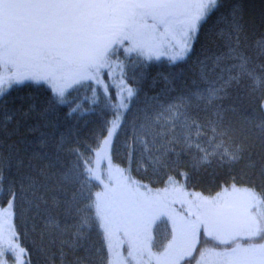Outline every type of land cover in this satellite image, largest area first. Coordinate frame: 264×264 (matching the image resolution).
I'll use <instances>...</instances> for the list:
<instances>
[{"label": "snow or ice", "instance_id": "obj_1", "mask_svg": "<svg viewBox=\"0 0 264 264\" xmlns=\"http://www.w3.org/2000/svg\"><path fill=\"white\" fill-rule=\"evenodd\" d=\"M223 5L224 0H0V69L10 73L0 75V97L25 82L47 85L57 104L69 103L76 88L87 87L92 103L102 94L114 109L113 119L106 122L100 145L87 151L94 157L108 147L111 153L123 131L127 166L114 167L130 191L147 188L133 179V170L162 175L165 192L172 186L184 195L194 172L213 164L226 169L227 180L215 197L189 193L190 210L173 221L161 264H207L209 254L216 264H264V36L249 42L237 7L216 15ZM214 15L195 61L193 87L164 102L159 95L146 96L133 111L139 89L128 83L120 57L132 61L134 53L145 62L159 60L152 53L163 45L175 53L170 64L187 62ZM114 62L119 72L114 73ZM245 81L256 107L234 122L229 114L235 108L224 102L230 89ZM80 108L76 104L68 115ZM13 118L0 119V134L10 135ZM29 131L39 137L23 149L0 140V264H20L13 246L20 236L18 221L31 233L32 251L43 264H125L113 252L114 229L124 226L127 234L131 228L139 238L160 205L147 197L128 201L115 193L109 198L108 191L93 193L90 185L104 180L80 146L65 148L63 137L54 140L39 125ZM229 191L243 192L246 199L221 207ZM201 232L232 246L219 252L198 248ZM6 234L12 241L5 247ZM131 248L127 258L139 257L137 264L151 257L147 242L137 243L135 255ZM20 255L30 260L23 246Z\"/></svg>", "mask_w": 264, "mask_h": 264}, {"label": "trees", "instance_id": "obj_2", "mask_svg": "<svg viewBox=\"0 0 264 264\" xmlns=\"http://www.w3.org/2000/svg\"><path fill=\"white\" fill-rule=\"evenodd\" d=\"M234 6L239 9L249 42L264 36V0H224L223 7L216 15L227 14ZM216 15L212 17L208 25H205L200 40L196 43L187 62L172 65L168 58L145 62L142 59H137L135 54L132 55V61H129L128 57L123 58L124 65H127L128 83L139 89L138 97L133 102V111L142 106L146 96L159 95L163 98L161 102H164L193 87L195 61L201 55V48L206 44L208 27L215 21ZM3 70L7 69H0V72ZM165 77L170 83L166 84ZM67 100L69 103L66 104L55 103L47 85L38 86L31 82H25L13 86L5 96L0 97V119H4L6 114L14 116L8 124L10 135L0 134V140H4L6 144L15 143L18 148L23 149L38 139L39 132H30L29 128L39 125L40 132L47 133L52 139L58 141L63 137L65 148L78 145L83 152L91 157V153H88L87 150L89 148L96 149L100 145L103 129L106 122L113 119L114 109L109 107L110 102L105 100L102 94L96 103H92V93L88 91L87 87L72 90L67 96ZM224 103L226 106L231 105L235 108V113L229 114L234 122L243 118L246 112H251L256 107L248 98L246 81L239 86L234 85L230 89V98ZM76 104L81 105L80 110L69 116L70 108L75 107ZM33 106L34 109L29 111ZM25 112L28 113L27 117L22 115ZM42 113L43 115H41ZM259 118L261 117L257 114V119ZM123 141L124 132L121 131L115 140L116 150L112 151L110 155L116 165L126 167L127 158ZM100 149H105L109 153L108 147H101ZM62 155L65 159H72L67 153ZM96 157L97 155L91 157L93 164ZM134 168L135 166H133ZM213 170H215V175L212 174ZM130 175L144 185L154 186L157 189L166 187L164 177L161 180L155 175H145L136 170H133ZM225 180H227L226 169L216 168L213 164L211 168L194 172L185 190L189 193L199 191L203 196L215 197L221 191V185L224 184ZM93 183L95 186L90 185L91 191L93 193L101 192L103 184ZM245 183V181H241L239 186L243 187ZM172 229V222L168 218L162 217L156 220L152 237L155 251L163 252L165 250L168 242L172 239ZM17 230L20 233L18 242L30 250V260L29 256L26 255V261L23 264H43V260L36 255L35 251H32L33 237L27 227L18 221ZM93 239L99 245L100 237L96 232L93 233ZM240 241L245 242L243 239ZM224 247L226 246L207 240L201 232L198 248L220 249Z\"/></svg>", "mask_w": 264, "mask_h": 264}, {"label": "rangeland", "instance_id": "obj_3", "mask_svg": "<svg viewBox=\"0 0 264 264\" xmlns=\"http://www.w3.org/2000/svg\"><path fill=\"white\" fill-rule=\"evenodd\" d=\"M175 53L172 51L171 48H169L167 51H165L164 46L161 45L158 50H155L152 55L160 56L161 58H168L169 56L174 55ZM134 55V53L132 54ZM128 56H122L120 59L123 61V58ZM114 73L119 72L120 69L115 67V62L113 66ZM2 76L5 78L10 74L9 71L3 70L0 72ZM109 155L107 150L100 149L99 153L97 154V157L95 159V163L93 164V167L95 169V174L97 176H102L104 183H103V189L101 192L108 191L109 198L112 197V195L119 194L122 197L126 198L128 201H135L140 198H151L154 202H157L158 205L153 208V210L150 212L149 216L146 218V231H141L139 238H137L136 234L131 228L127 229V234H125V227L124 226H118L119 230L114 229V235L112 237V245H113V252L119 253L121 261H124L125 264H137V261L139 260V257L137 259H131L127 258V253L130 250L129 245H132L131 250L133 251L134 255L136 254V245L139 242L141 245L143 243L147 242V244L150 247L151 257L149 258L148 255H145L143 257L144 264H161L162 261V253L164 252H158L155 251L153 247L152 237H153V228L155 226V222L157 219L166 217L172 222V228H173V221H179L181 218L185 217L190 210V202L192 201L193 197L189 195V192L185 190L184 195H180L172 190V186L168 187V191L165 192L164 189H157L156 187L147 186L145 187H139L138 190H129V187H125V181L120 178V175L115 171L114 161L111 159V163H109ZM122 167V166H121ZM125 175H129V173H125ZM156 176V175H155ZM111 177V179H109ZM160 179L163 177L157 176ZM136 180L135 178H133ZM162 180V179H161ZM139 181V180H136ZM144 184V183H142ZM105 185H108V189L105 188ZM111 190V191H109ZM194 193H201L199 191ZM203 196V194L201 193ZM216 196V195H215ZM204 197H207L206 195ZM207 198H212V196H208ZM246 199V196L243 192H235L232 193L229 191L228 194H225L223 196V199L220 201L221 207H224L226 205H230L232 203L240 204ZM173 230V229H172ZM173 235V233H172ZM147 238H150L148 240ZM225 238H228L227 235ZM12 241V238L10 235H5L2 243L6 247L9 242ZM241 244L244 242L239 241ZM13 246L15 248V255L20 257V264H23L26 259V255L21 256L20 255V247L21 244L18 242V240L13 242ZM224 248H218L214 249L215 251H227L232 246L231 243L228 245H225ZM211 249V248H208ZM147 251V249H145ZM127 258V259H126ZM206 262L207 264H216V257L214 255L209 254L206 256Z\"/></svg>", "mask_w": 264, "mask_h": 264}]
</instances>
